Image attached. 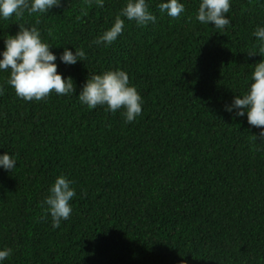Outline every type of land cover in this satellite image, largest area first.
Listing matches in <instances>:
<instances>
[{"label":"trees","instance_id":"16d2710c","mask_svg":"<svg viewBox=\"0 0 264 264\" xmlns=\"http://www.w3.org/2000/svg\"><path fill=\"white\" fill-rule=\"evenodd\" d=\"M161 2L148 0L155 24L125 20L107 47L93 41L126 0H60L47 14L0 18V51L34 26L57 56L86 53L56 61L73 96L25 101L0 72V154L16 159L0 169V249L13 250L4 264H264V142L246 116L224 111L264 59L252 36L264 0H231L225 29L197 21L200 0H180L177 18ZM117 68L143 99L132 123L123 108L89 110L76 97L88 75ZM61 174L76 196L53 230L38 217Z\"/></svg>","mask_w":264,"mask_h":264},{"label":"clouds","instance_id":"9594fccd","mask_svg":"<svg viewBox=\"0 0 264 264\" xmlns=\"http://www.w3.org/2000/svg\"><path fill=\"white\" fill-rule=\"evenodd\" d=\"M59 4L60 0H0V18L9 19L13 15L19 18L25 11L30 15L47 14ZM230 5L231 0H200L196 19L201 24L225 29L231 23L226 15ZM158 7L160 12L172 18L179 17L185 11L180 0H162ZM156 19L149 10L148 0H126L113 25L93 43L110 46L122 34L125 20L134 21L137 26L144 27L155 24ZM252 36L257 42L258 52L264 53V25L258 24ZM51 49L53 47L42 40L40 31L34 26L19 27L14 36H8L4 40V48L0 51V72H8L6 83L14 89L18 98L39 101L52 92L58 96H73L74 81L57 71L56 61L59 59L65 65H74L86 59V53L82 48L74 49L73 52L65 47L57 56ZM252 66L254 70L247 90L243 94L235 95L231 103L224 106V111L232 114L234 118L246 116L249 125L260 129L258 137L253 136L255 140L264 142V59ZM4 91L3 86H0V95ZM76 97L89 110L104 106L107 111L115 113L123 108L125 123H132L142 113L141 95L130 84L127 72L119 68L88 75ZM15 167L14 156L8 152L0 154V169L11 172ZM75 196L73 181L63 174L59 175L41 202L42 213L38 220L46 221L50 217L51 228H60L61 222L68 220L72 214L71 201ZM12 253L11 248L0 249V264H4Z\"/></svg>","mask_w":264,"mask_h":264}]
</instances>
